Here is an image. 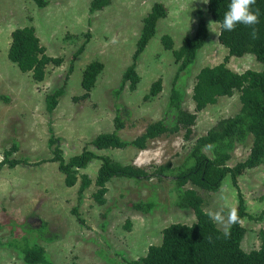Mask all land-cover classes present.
I'll return each instance as SVG.
<instances>
[{
  "label": "rangeland",
  "instance_id": "rangeland-1",
  "mask_svg": "<svg viewBox=\"0 0 264 264\" xmlns=\"http://www.w3.org/2000/svg\"><path fill=\"white\" fill-rule=\"evenodd\" d=\"M44 8L32 0H0V162L6 150L17 143L11 159L26 160V165L0 168V242L8 243L21 237H38L54 264H123L125 260L146 255L151 245H159L165 227L172 223L192 224V210L175 206L176 191L170 178L152 179L139 183L114 178L106 184V202L97 203L91 185L79 199L80 179L73 187L64 183L58 163L52 162L56 147L66 161L88 148L99 156L108 155L124 164L150 167L171 161L182 163L192 142L185 141L184 132L149 142L144 150H97L91 141L99 134L114 131L117 107L129 112L120 135L132 140L144 132L150 122L171 119L174 111L168 107L170 93L179 63L172 51L166 50L161 37L169 35L178 49L184 38L192 36L203 17L209 37L199 50L189 71L179 73L177 86L183 91L182 106L197 115L195 135L206 134L219 120L234 116L241 108L239 92L221 97L213 105L195 111L192 89L198 71L224 61L229 51L218 41L219 24L212 19L203 0H111L101 10L90 13L92 0H47ZM156 2L167 9V16L157 22V33L137 61L140 81L135 90L126 85L118 97L126 68L131 65L144 18ZM24 26H33L46 48L47 55L63 58L61 65L47 66L45 78L35 81L32 72H22L8 58L11 33ZM90 39L81 55H73ZM99 61L104 68L87 99L82 87L85 67ZM227 66L235 72L251 69L261 71L262 64L251 54L230 57ZM162 79V91L145 99L153 82ZM64 93L55 110L46 109V97L58 89ZM51 136L57 140L50 145ZM252 136L235 144L229 166L245 160L252 146ZM100 166L92 160L78 176L92 179ZM203 197L204 210L227 213L244 200L248 217L241 220L246 232L241 246L244 251L258 249L259 233L264 229V163L246 170L232 182L227 176L218 191H205L187 185ZM138 201H152L155 206L148 214L131 207ZM76 209L83 223L77 221ZM130 222L127 228V222ZM223 231L230 224H217ZM46 226L54 241L39 238L37 229ZM30 229L35 231L29 232ZM0 264H24L20 253L9 246H0Z\"/></svg>",
  "mask_w": 264,
  "mask_h": 264
},
{
  "label": "trees",
  "instance_id": "trees-1",
  "mask_svg": "<svg viewBox=\"0 0 264 264\" xmlns=\"http://www.w3.org/2000/svg\"><path fill=\"white\" fill-rule=\"evenodd\" d=\"M32 1L40 8L48 4L47 0ZM110 3L111 0H92L90 13L101 10ZM228 3L229 0H208L207 10L217 23L222 20ZM252 7L259 10V22L251 27L237 25L231 32L220 29L218 41L228 49L229 54L223 62L201 68L195 76L192 89L195 111H201L215 104L219 98L230 97L238 91L241 108L237 114L219 120L206 134L197 137L194 130L197 115L182 106L184 93L177 86L179 73L189 71L199 50L209 37L207 22L201 17L194 34L184 38L178 49L174 48V41L169 35L161 37L163 47L172 51L175 60L179 63L168 102V107L174 111V117L150 122L144 132L128 141L119 133L125 127L129 112L126 108L118 106L114 119V131L99 134L91 141V145L99 151L129 147L144 150L152 140L183 131L185 141L192 142V146L182 163L175 166L171 161H167L145 168L124 164L108 155L99 156L87 147L80 154L66 161L56 147L51 161L58 163V169L64 175V183L67 187L75 186L80 179L79 199H82L85 190L94 184L97 190L93 198L103 205L108 192L106 184L114 178H125L137 183L170 178L176 191L175 206L182 210L193 211L196 218L194 223L168 225L162 230L163 237L159 245H151L146 255L137 259H127L123 264H264V229L259 233L261 244L258 249L246 252L241 246L246 232L241 220L248 217L243 198L239 196L238 205L234 209L236 220L227 228L229 235L225 238L224 231L209 219L208 212L204 210L203 197L197 190L187 187L192 184L202 190L216 192L227 176H230L232 182L237 184L238 178L246 170L264 163V0H255ZM166 16L167 9L163 4L156 2L152 5L150 12L144 18L132 63L124 71L119 89L114 92L115 97L120 95L126 85L130 90L136 89L140 81L137 61L156 35L157 22ZM253 27L256 31L255 38L251 36ZM85 37L83 45L73 55L71 71H73V61L83 53L90 34L87 33ZM246 54L253 55L262 64L261 71L248 69L239 73L227 66L230 57H241ZM8 58L22 72H32V78L35 81H42L45 78L48 65H61L63 62V58L47 55L46 48L41 45L33 26L17 28L11 33ZM103 68V64L97 60L85 67L82 87L86 93L82 96L83 99L89 96ZM161 91L162 79H157L152 83L145 99L155 97ZM63 93L64 90L60 88L46 97L48 112L52 113L55 110ZM1 99L4 97L0 96ZM249 136H252L253 141L248 157L232 167L229 166L228 162L235 144L244 143ZM56 142L57 140L51 136L50 145ZM16 151L17 143L14 142L12 147L5 151L0 168L4 165L10 168L26 165V160L11 159ZM96 159L100 161V166L94 179L85 173L78 176L79 170L85 169L92 160ZM154 206L152 201H138L131 204L134 210L145 214L150 213ZM73 213L77 221L83 223L76 209ZM127 223L129 228L130 222ZM33 231L35 230H29L30 233ZM36 232L42 240L50 242L55 240L46 226H42ZM37 239V236L21 237L20 240L14 238L8 243L0 242V246L14 248L20 253L24 264H54Z\"/></svg>",
  "mask_w": 264,
  "mask_h": 264
},
{
  "label": "clouds",
  "instance_id": "clouds-1",
  "mask_svg": "<svg viewBox=\"0 0 264 264\" xmlns=\"http://www.w3.org/2000/svg\"><path fill=\"white\" fill-rule=\"evenodd\" d=\"M206 4L208 0H203ZM255 4V0H229L227 5V10L223 14L222 20H220L219 26L222 31L231 32L233 31L237 25L244 26H254L259 22V10L253 9L252 5ZM252 38L256 37V31L253 27L251 32ZM223 210L218 211H209L208 216L209 219L217 224H230L235 222L236 214L235 210H229L227 213V221H225L224 215H222ZM224 237L227 238L229 232L227 228L223 233Z\"/></svg>",
  "mask_w": 264,
  "mask_h": 264
}]
</instances>
